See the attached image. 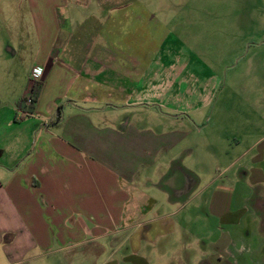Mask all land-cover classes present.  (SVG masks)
Instances as JSON below:
<instances>
[{
    "label": "crops",
    "instance_id": "1",
    "mask_svg": "<svg viewBox=\"0 0 264 264\" xmlns=\"http://www.w3.org/2000/svg\"><path fill=\"white\" fill-rule=\"evenodd\" d=\"M12 1L34 22L27 76L42 74L33 107L19 106L33 114L15 119L27 92L25 76L12 77L22 31L0 8V264H264V128H215L221 141L199 147L182 128L178 81L207 68L174 59L167 31L138 45L134 24L151 14L118 13L132 44L109 47L107 14L94 15V34L83 20L64 37L67 0ZM210 95H195L193 111ZM189 147L193 176L180 156Z\"/></svg>",
    "mask_w": 264,
    "mask_h": 264
},
{
    "label": "rangeland",
    "instance_id": "2",
    "mask_svg": "<svg viewBox=\"0 0 264 264\" xmlns=\"http://www.w3.org/2000/svg\"><path fill=\"white\" fill-rule=\"evenodd\" d=\"M11 1L3 2L0 8L8 12L9 28L13 32L22 31L18 44L13 43L17 52L11 56L12 62L16 63L12 64V77L18 75V78L24 79L25 76L24 87L27 89L29 77L26 66L30 64L31 52L36 48L34 22L23 2H18L16 6ZM67 1V6L59 10L61 15L58 18L64 37L72 35V27L83 20V24L91 26L94 34V22L91 21L94 20V15L107 14L109 36H106V44L109 47L132 44L133 38L126 34L129 30L132 31L129 28L132 22L117 21L116 16L121 12L151 14L153 19L148 27L147 21L139 22V26L134 24L142 33L136 39L138 45H147L148 30L152 31L150 33L156 40L169 32L177 50V57L174 59L180 62L188 59L192 65L197 61L207 68L196 69L195 65L190 67L186 72L188 81H178L176 87L178 91L184 87L186 89L187 110L182 118V123L185 124L182 128H187L186 138L194 147H199L198 144L205 141L208 144L212 136L221 141L220 133L215 128L219 132L222 128H252L250 134H247L250 137L258 131L257 128H264V0ZM67 13L74 15L76 20L71 16L64 19L62 14ZM16 34L18 33H13L14 36ZM99 40L98 36L91 37L89 43L98 45ZM208 73H213L216 78L206 79ZM196 75L199 76L198 80ZM205 75L206 78L203 77ZM209 91L211 95L208 102L200 110L193 111V97L205 95ZM201 115L204 124L198 133L197 128L202 125L199 123ZM240 133L246 135L244 131ZM207 144L205 143V148L210 147ZM193 152L192 147H189L180 154L182 157L186 156L185 165L189 167L187 171L191 173L190 176L196 175L197 168L195 161L191 163L190 154ZM193 250L196 251L194 247ZM42 263L58 262L45 258Z\"/></svg>",
    "mask_w": 264,
    "mask_h": 264
},
{
    "label": "built area",
    "instance_id": "3",
    "mask_svg": "<svg viewBox=\"0 0 264 264\" xmlns=\"http://www.w3.org/2000/svg\"><path fill=\"white\" fill-rule=\"evenodd\" d=\"M42 74V68L40 66H33L30 71H29V80H28V86H27V93L22 97V104L25 105L26 107H33L35 103V97H33V94L31 92V88L34 86L38 85L40 76ZM33 112L26 108L24 109L23 107H16L15 108V119H22L26 116L32 115ZM44 124V123H43Z\"/></svg>",
    "mask_w": 264,
    "mask_h": 264
},
{
    "label": "trees",
    "instance_id": "4",
    "mask_svg": "<svg viewBox=\"0 0 264 264\" xmlns=\"http://www.w3.org/2000/svg\"><path fill=\"white\" fill-rule=\"evenodd\" d=\"M31 92L33 94V97L36 98V95L38 93V85L34 86L33 88H31ZM22 103V98L17 102V106L19 107ZM29 108V107H28Z\"/></svg>",
    "mask_w": 264,
    "mask_h": 264
}]
</instances>
